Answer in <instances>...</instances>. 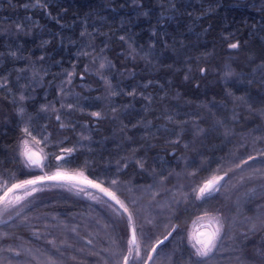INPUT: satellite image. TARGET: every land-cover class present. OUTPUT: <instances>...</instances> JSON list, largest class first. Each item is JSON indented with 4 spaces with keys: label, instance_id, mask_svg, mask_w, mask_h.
<instances>
[{
    "label": "trees",
    "instance_id": "obj_1",
    "mask_svg": "<svg viewBox=\"0 0 264 264\" xmlns=\"http://www.w3.org/2000/svg\"><path fill=\"white\" fill-rule=\"evenodd\" d=\"M237 40L240 48L229 49L228 44ZM130 44L136 50L135 59L128 55ZM101 57L115 65L103 74L112 81V91L120 93L117 96L108 95L95 73ZM261 62L264 0H40V4L0 0V78L8 80V87L0 89V179L11 183L10 177L43 174L40 169L27 168L19 155L22 128L30 124L46 154L43 172L62 165L83 170L106 187L111 180L118 181L115 189L133 212L138 234L141 227L147 234L143 244L163 239L171 224L179 225L154 254L155 264H197L187 230L205 211L224 217L226 236L221 253L204 264H240L235 259L238 253L227 251L233 243L228 236L235 235L238 244L251 222L260 227L264 221V208L259 213L255 210L264 203L259 188L264 180L248 179L254 169L264 171V158L257 157L231 172L226 189L214 199L197 201L192 188L214 173L221 174L218 169L227 170L264 149V141L253 143L257 136L264 137V72L253 71ZM73 65L72 83H62L65 70L72 71ZM201 67L207 69L203 75ZM229 69L233 74L225 77ZM33 72L37 73L35 80ZM26 84L29 87H22ZM61 88L69 95L62 96ZM133 89L136 94L127 95ZM21 92L28 97L23 102L19 101ZM235 97L243 100L234 103ZM68 103L77 108L60 107ZM42 105L59 111H42ZM18 107L24 108L23 116L17 114ZM234 109L238 122L232 120ZM94 111L106 118L90 116ZM219 120L225 122L228 134ZM60 123L75 130L61 128ZM81 135L90 139H81ZM177 138L178 143L169 142ZM73 147L76 151L71 155L60 151ZM136 148L140 150L133 154ZM60 155L64 159L57 161ZM133 158L145 161V169ZM193 172L196 175L189 176ZM169 173V179L161 182L160 174ZM253 187L257 188L256 199L249 202L244 193ZM89 191L97 194L94 189ZM180 193L188 199L176 205L173 196L179 198ZM28 199L29 203L9 216L11 220L0 221V264H42L47 255H55L60 264H97L98 258L88 256L87 250L107 247V235L122 247L125 244L128 221L122 210L116 212L53 182ZM246 216L251 217L249 223L244 222ZM73 227L77 233L70 231ZM248 235L251 239L239 254L246 258L245 264H264V230ZM89 238L93 245H87ZM50 240L56 242L55 248ZM80 247L86 251L78 252ZM9 248L20 249L22 255L16 257ZM23 249H32V254H24ZM73 255L76 261L70 259Z\"/></svg>",
    "mask_w": 264,
    "mask_h": 264
},
{
    "label": "snow or ice",
    "instance_id": "obj_2",
    "mask_svg": "<svg viewBox=\"0 0 264 264\" xmlns=\"http://www.w3.org/2000/svg\"><path fill=\"white\" fill-rule=\"evenodd\" d=\"M36 4H40V0H36ZM36 6V5H33ZM45 6V5H41ZM17 29H21V25H16ZM81 35H84V33H81ZM120 39L123 41L125 38L120 37ZM107 47V45H105ZM129 48L131 51H129L128 55L130 58L135 59V53L136 50L132 47V45H129ZM229 49H239L240 48V42L237 40L236 42L228 44ZM103 49H101V52ZM12 56H15L16 53H11ZM80 55L83 56H91L92 54L89 52H82ZM142 59H146V55L144 57H141ZM43 59V57H41ZM92 64L97 63L96 57L92 58L91 61ZM75 65H73L72 71L65 70L66 75V81L62 83L71 84L73 77L76 75L75 72ZM115 68V65L112 63L111 60H109L107 57H101L99 59L98 68L95 70L96 75L99 76V79L103 81L104 85L108 89V95L109 96H117L120 93L116 91H112L113 85L112 81L108 78V76L104 75V70L112 71ZM20 71H24L21 69ZM85 71H88V65H85ZM254 72H264V62H261L260 65H258L255 69H253ZM189 72H191V68H189ZM199 72L203 75L207 72L206 68L201 67L199 69ZM132 75L133 73H129ZM233 73L229 69L225 71L224 75L225 77L231 76ZM32 79H37V73L33 72ZM185 80L189 79L188 75H185ZM153 83L152 81H149L148 84ZM148 84H145L144 87H147ZM8 87V80L7 78H0V89ZM22 87L27 88L29 85H23ZM61 95L62 96H68L69 93L65 91L63 88H61ZM9 92H11V88L9 87ZM136 90L133 89L131 92H128L127 95H135ZM142 95V94H141ZM231 95V93H230ZM28 97L24 95L23 92L19 95V101L23 102ZM99 99V97H97ZM146 99H151L150 97H147ZM243 100V97H235L234 103L241 102ZM60 107L67 108L69 110H75L77 108V105L68 103V104H61ZM250 107V106H249ZM51 108L53 112H58L59 110L51 105H42L41 110L42 111H48ZM24 108L18 107L17 108V114L20 116L24 115ZM80 111H83V109H80ZM112 112L115 113L116 109L113 108ZM90 116L99 119H104L102 113L100 111H94L89 113ZM167 119L169 121H173L172 116H168ZM238 115L235 112V109L233 110V116L232 120L233 122H238ZM56 120L60 121L61 116L56 115ZM150 123V122H149ZM176 123H187V121L184 122H176ZM217 123L221 126H224L226 129V134H228V129L223 120L217 121ZM61 128L70 127L74 131V127L72 125H65L64 123H60ZM133 127H136V125H133ZM123 130V129H122ZM200 131H203L202 129ZM23 138L21 139L18 147L20 149L19 155L23 158L25 162V166L29 169H40L43 174L41 175H31L29 174L27 178L19 179L16 177H10V180L12 181L9 183V180L0 179V189H2V194H0V215H2L5 212H8L11 209L16 208L17 206H20L23 202L28 200L29 197H32L35 193L43 191L44 186L48 184L49 182H53L54 186L59 187H66L69 191L76 190L77 194L83 193L85 196H87L89 199L93 201L103 202L108 205L109 208H112L114 211L119 212L122 210L123 213L127 214V221L128 224L126 226L127 231V239L125 241L124 246L122 247L115 239L112 238V236L107 235L106 240L108 241L107 247H101L100 251H95L91 248L87 250V255L90 257H96L98 258L97 264H109V261L112 262V264H155L154 254H157L158 248L160 246L164 245V242L169 239V237L173 236V233L179 228L178 224H171V231L167 232V235L163 236V239L157 238L155 239L154 243L151 245L143 244L144 238L147 236V234L143 231V227L138 229L136 224L133 222V212L129 209L128 204L125 202V200H122L120 196L117 194V190L115 189V186L118 184L117 180H111L110 186H105L103 181L97 182L96 179L89 178L88 175L85 174L83 170H69L64 168L62 165H58L56 169L52 172H43L44 169V161L46 159V154L43 152V149L39 147V145L42 143L40 139H37V137L33 134V130L30 126V124H26L22 128ZM67 139V138H65ZM81 139H90V137H84L81 135ZM127 139L131 140V137H128ZM47 137L44 138L43 142L46 144ZM264 141V137L257 136L253 143H258ZM170 143H178L179 138L177 140L169 141ZM187 147V145H185ZM140 149L136 148L133 149V154L138 152ZM62 153H67L71 155L73 152L76 151V149L73 148H61L60 150ZM257 157L264 158V149L259 150L256 152V155H248L246 159L240 160L239 163L234 164L233 167L228 168L227 170H221L218 169L217 172L221 174H212L210 178L205 179L202 183H200L198 186H195L192 188V192L195 194V199L197 201L206 202L209 199H214L216 195H218L222 189H226L228 179L230 178V173L235 171L236 169H240L242 166H247L250 161H255ZM64 156H56V160L60 161L63 160ZM124 159V158H122ZM133 162L140 168L145 169V161L142 159H135L133 158ZM117 164H120V161H117ZM123 167L127 168L128 163L125 162L123 164ZM196 173H189V176H195ZM171 176V173L168 174V176H165L163 174H160V180L161 182H165L169 179ZM262 179L264 180V171H261V169H254L252 175L248 177L249 180L252 179ZM244 177L240 178L239 183L243 184ZM235 187V185H233ZM260 190L264 192V184H261L259 186ZM89 189L96 190L97 194H94L93 192L89 191ZM257 194V188L253 187L248 189L246 193H244L245 198L252 202L256 199ZM155 195V194H154ZM107 197L108 200H104L103 198ZM188 197L184 193H180L179 198H177L175 195L173 196V200L175 201L176 205H179L181 202L187 200ZM109 201L114 202V205L118 206V208H114V205L112 203H109ZM135 203V201H133ZM264 208V203L257 204L256 205V212L259 213L260 209ZM17 216L20 215V213H16ZM27 217H25V220ZM9 220H11V217H9ZM251 221V217H244V222L249 223ZM6 223V222H5ZM117 222L114 220L113 225H115ZM149 224L152 222L149 220ZM105 227H108V225H105ZM167 227V226H166ZM261 230H264V221L261 222V226L258 227L255 222H251L249 224V227L247 228L246 232H242L241 235L245 237L243 241H240L238 244L236 243V237L235 235L228 236V239L231 240L232 246L227 249V251L231 252H237L238 254L235 256V259L240 261V264H245V259L242 257L241 254L243 252V248L246 245V242L251 239V237L248 235V233H252L255 235L256 233L260 232ZM34 230V234H35ZM73 233H77V228L73 227L71 230ZM4 236H7V233L3 234ZM226 236V226L224 222V217L219 214H212L208 211H205L202 215L197 216L195 220L192 221L191 227L187 230V241L190 245L191 249L193 250L192 255L196 258L197 264H204L206 261H210L217 257L222 250V242L225 239ZM264 243V239L261 241ZM49 244H52L53 247H56V242L54 240L48 241ZM87 245H93V240L91 238L86 240ZM61 244H64V241H61ZM23 246H21L22 248ZM69 248L74 247L73 245H68ZM80 253H84L86 249L84 247H80L79 249H76ZM9 252H14L16 257H20L22 255V252L20 249H13L9 248ZM57 252H59L60 257H63L64 252H60L59 249H56ZM257 253H259V249L256 250ZM23 253L27 255L32 254V249H23ZM103 253V255H102ZM41 255H44L43 253ZM175 255V252L173 253V256ZM70 259L73 261H76L77 257L75 255L71 256ZM170 260H172V257H169ZM11 264V262H9ZM42 264H60V260L55 255H47L45 257V260L42 262ZM172 264H175L173 261Z\"/></svg>",
    "mask_w": 264,
    "mask_h": 264
},
{
    "label": "rangeland",
    "instance_id": "obj_3",
    "mask_svg": "<svg viewBox=\"0 0 264 264\" xmlns=\"http://www.w3.org/2000/svg\"><path fill=\"white\" fill-rule=\"evenodd\" d=\"M29 200H30V199H28V200H26L25 202H23L20 206H17L16 208L11 209V210H9L8 212H5V213H3L2 215H0V221L3 220V219H5V218H7V217H9V216H11V215H13L16 211H18L19 209H21L22 207H24L27 203H29ZM212 214H216V213H212ZM201 215H202V214H201ZM199 216H200V215H199ZM195 219H196V217H195L193 220H195ZM193 220H192V221H193ZM192 221H191V223L189 224V228L191 227Z\"/></svg>",
    "mask_w": 264,
    "mask_h": 264
}]
</instances>
